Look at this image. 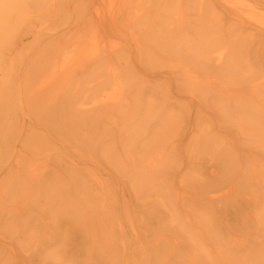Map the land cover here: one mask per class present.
<instances>
[{"label": "rangeland", "instance_id": "obj_1", "mask_svg": "<svg viewBox=\"0 0 264 264\" xmlns=\"http://www.w3.org/2000/svg\"><path fill=\"white\" fill-rule=\"evenodd\" d=\"M161 1L165 0H41L38 5L28 7L23 15L19 14L12 21L9 29L4 32L0 42V53L6 55L11 53L10 56H13L12 65L9 66L12 75L18 71L24 72L28 61L32 65L31 69L39 68L44 63L47 65L48 63L45 62L48 61L47 56H52V48L53 51L55 50L53 43L59 41L65 43L66 52L62 54L63 57L59 55L57 59L62 58L67 63H61L60 59L58 62L64 64L63 68H60L62 65L58 62H54L56 64L52 67L57 66V69L54 67L49 71L41 66L42 68L39 69L44 70L45 76L40 75L43 74V70L42 72L39 70L37 73H41L34 75L35 79L31 77L32 74L31 78L26 80L28 82L23 81L25 84L31 83L34 87L42 86L44 83L49 85L51 81L56 82V79L62 76L60 73L64 67H69L68 71L64 69L67 71L64 73H69L68 75L71 76L78 72L81 74L78 79L85 78L86 82V79L90 77L82 75L84 74V71L81 73L83 64H87L97 55H102L104 51L122 52L111 62L110 67L112 69L123 67L127 63L128 69L132 71L124 72L121 77L124 81L121 82L123 93L120 95H129L128 99H125L128 105L124 107V113L115 112L107 119L108 123L105 121L107 126L112 128L109 133L112 137L111 141L113 139V142L108 143L107 146L115 148V152L122 155L126 164L128 159L124 148L127 146L132 148L134 155L143 158V148L146 145L151 146V155L147 160L151 163L154 173L158 175L153 173L149 181L137 185L132 180L133 176H130L133 174L132 169L130 174L121 173L120 170L125 167L120 169L116 164L110 163L106 157H100L101 151L96 155L97 158L93 156L95 160L97 159L96 161L93 158L94 161L82 162L83 159L91 157L92 149L84 143H79L78 138L71 133V135L67 133L69 135L63 136L64 141L60 143L54 141L46 147L41 146L37 139H31L32 141L26 144L28 159L24 163L25 174H27L26 168L34 169L35 172L43 171L41 168L44 163L47 164L45 154L61 153L62 156L68 155L69 159L73 157L72 160L80 162L82 180L86 176L88 181L85 179L83 181L85 184L88 183L87 186L90 189L84 188L85 192L80 191L79 194L74 191L69 196L60 192L57 193L60 196L56 200L48 201L49 196L43 193L44 190L40 189V192L37 191L38 189L26 190L28 188L24 186L25 189L22 184L17 185L14 174L11 173L10 177L9 173H5L8 165L4 166L0 163V201L2 200L0 203V264H84L86 253L82 249L95 242L97 244L92 245L96 247L95 252L97 248L110 249L113 252L117 251L119 255H122L123 244L127 246L128 252H133L135 248L139 250L140 244L144 245L145 251L150 253L154 250L153 246H158L155 252L158 253L159 264H264V142L262 144L259 140L257 142L256 138L249 134L250 132L242 130L247 127L242 122L244 116L237 113L233 102L228 103L229 106L225 103V98L212 97L210 94H214L213 92L207 91L210 92L208 93L210 99L203 101L205 104L203 112L197 115L194 111L188 112L187 108V110L182 108V101H178L180 107L173 106L170 103L174 102L172 99L169 100L170 102L166 101L168 95L174 92L175 80L172 77L166 79L160 76L150 77L146 71L152 67L156 70L155 72H174L178 69L173 68L176 62L170 59L157 60L159 53L154 40L149 38L150 32L159 26L160 19L167 17L172 9V12L180 9L177 13L184 14L183 16L187 14L184 17L186 19H191L192 16L194 18L193 9L198 7L200 0H178L179 4L175 7L179 8L178 10L173 8L175 0H166L169 1L166 2L167 5L165 2V5L161 4ZM229 1L238 5L244 4L245 6H242L247 8L244 13L251 4L249 0ZM258 14L264 17V12ZM111 16L116 17L115 25H117L112 33H109L103 26ZM260 17L259 21H264ZM138 19L141 20L138 21ZM29 25L38 32L34 30L28 33L32 29V27L29 29ZM227 27L226 25L225 28ZM13 38L15 41L22 39V45L15 46ZM44 44L47 45L44 46L46 50L42 48ZM245 45L241 54L243 71H239V75L247 80L245 83H253L259 76L264 75V61L258 60L261 54L256 52L254 41L250 39ZM139 58L143 59L146 70L140 66ZM22 61L27 62L26 67H23L25 65L21 63ZM160 61H163V64L165 62L166 65H173L172 69L168 70L166 65L159 63ZM159 64L161 66L157 67ZM71 65L73 73H71ZM107 71L108 68H102L97 79L102 78L100 76L105 75ZM46 72H48L47 75ZM67 74H65L66 77H68ZM214 75L216 74L210 73L204 78L200 76L203 80L199 82V77L196 79L200 84L196 81L192 84L198 90L204 86L214 91L224 92L229 88H236L238 80L232 74H221L219 77ZM73 77L77 78V76ZM206 78L210 81H204ZM78 79H76L77 83L71 84L74 86L71 87L73 90L78 85L80 87L81 83V87L86 86L85 82L79 83ZM211 81L214 83L212 84ZM201 82L212 85L210 84L211 87H209V84L202 85ZM112 86L108 83L101 87L106 91L94 90L89 93L86 104L92 105L104 93L109 94ZM136 86L141 89L138 103H135L130 95V91ZM168 88H171L172 93ZM249 95L250 93L246 96ZM44 100H41L42 105L39 109L37 107L41 102L36 103L38 112L42 111L44 106H46L44 110L52 106L46 100L45 103L47 105L50 103V106L44 105ZM14 102L15 104L10 105V116L13 121L24 120L26 124H33L34 131L48 130V133H43H47L48 138L53 137L55 131L47 127L48 117L42 119V116L46 117V114L48 116L53 109L48 108L47 112L44 111L45 116L43 112L40 113L43 114L42 116L33 113L32 119H29L21 114L25 110L21 108L24 103L21 104L16 99ZM224 105L226 107L228 105L229 110ZM36 108H32V112H37ZM162 111H165L164 115ZM166 117L167 125L164 124ZM38 120L40 124L36 122ZM50 125L54 126L51 123ZM146 139L148 140L145 141ZM131 140L133 143H130ZM38 149L41 151L37 152ZM81 163L84 165L82 166ZM17 203L18 208L15 206ZM23 213L25 218L21 219ZM72 214H79L87 227L94 226L96 228L94 236L93 234L81 236L80 233V235H68L67 248L71 249L70 253H66L71 255V257L66 256L68 259L61 254L59 257H57L58 254L52 255L51 252L60 249L58 245L49 247L39 257L33 256L37 254L36 248L41 245L40 240H43L41 237L44 238L42 234L49 226L56 222L67 229ZM85 219L88 222H85ZM89 219L93 221L89 222ZM21 221L23 225H20ZM24 226L31 230L24 229ZM136 234L140 236L138 239H141V242L137 241ZM74 238L83 239L84 243L79 248L77 246L73 248ZM178 249H184L187 255L176 258ZM152 253L148 264H154L157 261ZM27 256L31 258V262L22 260ZM107 262L112 264V261L107 260ZM89 263L101 264V261L97 262L93 259ZM130 264L135 263L131 261Z\"/></svg>", "mask_w": 264, "mask_h": 264}, {"label": "bare ground", "instance_id": "obj_2", "mask_svg": "<svg viewBox=\"0 0 264 264\" xmlns=\"http://www.w3.org/2000/svg\"><path fill=\"white\" fill-rule=\"evenodd\" d=\"M40 1L41 0H0V42L2 41L4 32L7 31L11 26L12 21L15 20L19 16V14L23 15L25 11L28 9V7H31L33 5L34 6L38 5ZM177 1L178 0H175V2L173 1V3H175L174 4L175 6L173 8L177 7L176 5L179 4L178 3L179 1L178 2ZM249 1L251 2V4L249 3L250 6L248 7V10H246L245 13L244 11L247 8L246 7L244 8L245 6L244 4L238 5L229 0H200V2L198 3V7L193 9L194 18H192L193 17L192 16L191 19L184 18L185 16H187L186 13L185 16H183L184 14L177 13L180 10L179 8H175L177 10L179 9L176 12H174L175 10L172 12L173 9L170 10V13H168L169 15L168 16L166 15L167 17L164 16V18H161L159 26L154 31L150 32L149 38L154 40V44L157 47V51L159 53L157 55V60H160L161 58H167L176 62V64L174 65L175 67H173V65L171 64L166 65L165 62L163 64L162 63L163 61H160L159 63L166 65V68H168V70H171L172 67L177 68L178 70L173 69L175 70L174 72H169V71L155 72L156 70H154V67L150 69L144 67V62L142 58H139L140 60L139 63L141 67H144L145 70L147 69L148 72L146 71V73L149 74L150 77L160 76V77H165V79L167 77H172L175 80V88L173 94L170 96L168 95L167 99L165 98L166 101L172 99L174 102H170V101L169 102L175 107L176 106L180 107V103H178V101H182L181 102V105L183 106L182 108L185 109L187 108L189 110L188 112L194 111L195 115L200 114L201 112H203L202 110L205 105L203 101L204 100L207 101V99L209 98L208 93L210 92L214 93V94H210L214 98H222V99L225 98L226 99L225 103L227 104L233 102L234 108H237L235 109L237 110V113L239 112L244 116L242 122L244 123V125L246 124L247 126L241 129L246 131L247 133L250 132L249 134L252 137L256 138L257 142L259 140V142H261L262 144V142H264V102H262V100H264V77L261 76L264 75L259 76L256 79V82L253 83L252 82L245 83L247 80H245L242 76L239 75V71H243V67H241V65H243L241 64L242 62L241 54L244 51V46H246L245 44L248 43L250 39L251 41L255 42L256 52L261 54L258 60L260 62L264 61V21H259L260 16L258 14L260 12H264V0H249ZM164 2L166 3L169 1L166 0L161 1V4L163 3V5H165ZM167 4L168 3H166V5ZM148 8H150V6H148ZM262 19H264V17H262ZM140 20L141 19H138V21ZM115 22H116V17L111 16L104 24L103 26L105 27L104 29L107 32L112 33L114 27L117 25V24L115 25ZM226 25L228 26L227 28H225ZM31 27L32 25H29V29ZM34 30H35L34 27H32V29L28 33H30L31 31L33 32ZM35 32L38 31L35 30ZM58 41L59 40H57V42ZM48 43L46 44L48 45ZM41 44L42 42L39 43L38 50L40 49ZM46 44L42 46L43 50H46V48H44V46H47ZM53 44H55V46H53L56 50V51L54 50L55 54L53 53L54 51L52 50L53 49L52 48L51 49L52 56H49L47 54L48 55L47 58L48 57L49 58L48 61H45L48 64L46 65V63H44L46 67L40 64L42 67H44V70L46 71L53 69L55 67V66L52 67L53 64H56L54 62H58V60L60 59L62 60V58L57 59V57H59V55L62 56V54L66 52V50H64L66 49L65 43L59 41L58 43H53ZM19 45H22V39L15 41V46H19ZM49 45L52 46L51 44ZM120 54H122V52L113 51V50L106 52L104 51L102 55H97L95 56V58L90 59V61L87 64H83L81 73L84 71L83 72L84 74L82 75H84V77H86L87 75L90 77V79L88 80L86 79V82H85V78L84 80L78 79V77H80L81 74L78 72L77 73L75 72L74 74L72 71L73 67L71 65L70 69L72 67L71 73H73L71 74V76L68 75L69 73L68 74L64 73V71H66L64 69L66 68L68 71L69 67H64V69L60 73L62 74V76L59 77V79H56L57 80L56 82L51 81L49 85H46L44 83L42 86L38 84L40 86L34 87L30 82H29L30 84L28 83L25 84V83L28 82L26 80L30 77V75L33 74L31 76L33 77L34 75L37 76L39 73L42 72L41 70L43 69L41 70L39 69L41 66L38 65L39 68L35 67L34 69H31L32 65L29 63V61L28 63L22 61L21 62L22 64L25 65L27 63V67L28 64H30L29 65L30 67L27 68L25 65L23 67H26L27 70L25 68L24 72L22 70L21 71L22 73L18 71L16 72L15 75H12L11 72L9 71V66L12 65L13 56H10L11 53L10 55L0 53V163L4 164V166H6V164L8 165L6 166L8 169L5 173H9L8 176L14 174L13 176L17 180V185L21 186L22 184L23 185L22 187L25 186L26 188H28L26 189L24 187L26 190H30V189H35V191L37 189H38L37 191H39L40 189L44 190L43 193L45 192L49 196L47 197L48 201L49 200L53 201L54 199L56 200L57 197L60 196V194L57 195V193L60 192H63V194L69 196L70 193H73L74 191H76V193L79 194L80 191H84V188L90 189V187L87 186L88 183L85 184L84 182L85 180L88 181L86 179V176L83 177V180L84 179L85 180L84 181L82 180L81 167L79 165L80 162H78V160L77 162L72 160L73 157L72 158L70 157L71 159H69L68 155L63 154L62 156L61 153L60 154L58 153L56 155L53 153L45 154L47 155L46 156L47 164L44 163L43 166L44 168L45 164L47 165L46 168H44L45 170L41 168L43 171L39 172L40 170L39 171L37 170L38 172H35L34 169L26 168L27 174L24 173L25 170L24 163L28 159L26 155V151H27L26 144L28 143V141H30L31 139L32 140L37 139L39 141V144H41V146L46 147V146H50L54 141H58L59 143L61 141H64L63 136L65 134L69 135L70 133L72 134V136L74 135L76 136V138H78L79 143L81 144L84 143L87 145V147L92 149L91 157L90 158L88 157V159L87 158L83 159L82 162H85L87 160L94 161L95 158L93 156H96L98 152L101 151V153L99 154L100 157L101 156L106 157L107 159L110 160V163L116 164V166H118L120 169L125 167L123 169L124 171L122 169L120 170L121 173L125 172L126 174H130L132 172L131 171L132 169L133 174L130 176H133L132 180H134V182L137 185H139L140 183L145 184L146 183L145 181H149L150 175H153L154 173L153 168L150 165L151 163L147 160L151 155V151H152L151 146L146 145L143 148L144 151L142 153L144 154L143 158L142 157L138 158L137 155H134L132 148L128 146L124 148L125 149L124 153L128 159L129 165L128 163L126 164L124 162L125 160L121 157L122 155H118V153L115 152L116 151L115 148L107 146L108 143L113 142V139L111 141L112 137L109 133V130H111L112 128L107 126L106 124L107 119L110 118L111 115H113L115 112L124 113L123 109L125 106L128 105L127 104L128 102L125 99H128L129 95H125V96L120 95L123 93L121 82L124 81L121 77L123 76L124 72H132V71L128 69L126 65L127 63H125L123 67H116V68L114 67L113 69L110 67L111 62L115 58L119 57ZM63 62L64 64L67 63V61L62 60L61 63ZM64 64H61L62 67L60 66L58 67L63 68ZM68 64H69V60H68ZM49 66H51V68H49ZM159 66L161 65L159 64L157 67ZM102 68H108V71L105 73V75L100 76L102 78L97 79V75L99 74ZM39 70L41 72L37 73ZM44 70L42 72L43 74L40 75L45 76ZM78 70L79 69H77V71ZM47 73L48 72H46V75ZM210 73L212 74L214 73L216 74L214 76H218V77L221 74H227V75L232 74V76L236 80H238L239 83L236 81L237 82L236 88H232V89L229 88L225 92L222 90L214 91L213 89L207 88L205 86H204L205 88L204 87L199 88L198 90L197 87L194 84H192V82L195 83L194 81H196L198 77H199L198 80L200 82V80H203V78ZM65 74H67L68 77H66ZM40 75L39 77H41ZM73 76H77V78ZM91 76L95 78H92ZM103 76H105V78H103ZM200 76L203 78L200 79ZM73 78H75L74 79L75 81L73 80ZM76 79L79 80V83L80 81L86 83L85 88L83 87L84 85H82L83 92L81 91L82 83L80 84L81 89L80 87H78L79 86L78 84H77L78 86L74 90L73 88H71L74 87L71 84L77 83ZM71 80L73 82H71ZM206 80L210 81L209 78L208 79L206 78L204 81ZM23 81H25V83ZM203 82H201L202 85L206 84ZM208 82L207 84H209ZM108 83H111L113 85L111 87V92L109 94L108 93L107 94L104 93V95L102 94L103 96L100 99H98L92 105L88 106L86 104V98L88 94L94 90L106 91V89H101V87ZM196 83L198 82L196 81ZM242 83L244 84L241 85ZM171 84L170 86L172 87ZM210 84L208 85L209 87H211ZM27 85H30L31 87ZM229 90H231V92H227ZM130 92H131L130 95L132 100L135 103H138L139 98L141 97L140 96L141 89H139V87L136 86ZM170 92L172 93V91ZM248 93H250V95L246 96ZM251 93H254L255 95H252ZM188 96L190 98H187ZM15 99L19 101L21 104L24 103L23 106L21 105V108H25V110L22 111L21 109L22 111L21 114L23 116L28 117L29 119H32L33 113H38V115L40 116L41 115L40 113L43 112L45 116V113L47 112V110H49L48 108L53 109V111L50 109L51 111L50 114L48 113L49 114L48 116L47 114L46 117H43L42 116L43 114L41 115L42 119L48 117L46 119V121H48L47 122L48 124L46 122L44 123L48 125L47 127L49 128L51 127V129L55 131L53 137L51 138L47 137L46 134L48 133V130L43 131V132H47L46 134L43 133L42 131L40 132L34 131L32 127L33 124L32 125L26 124L24 120H22V122L20 120H17L16 122L13 121L12 117L10 116L11 114L10 105L11 103L12 105L15 104V102L13 103ZM44 99L46 100V102L49 101L52 106L48 107L45 110L44 107L46 106H44L42 111L40 110L38 112V109L41 107L40 105H42L41 100ZM45 100L43 101L44 105L46 104ZM38 101H40L41 103L39 102L40 104L37 107L38 104L36 103ZM50 103H48L49 105L47 104L46 105L50 106ZM228 105L227 107L226 105L224 106L229 110L230 107H228ZM32 108L33 109L36 108L37 112L36 111L32 112L33 111ZM225 108H223L224 109L223 111H225ZM233 110L234 109H232V111ZM227 112L229 113V111ZM164 114L165 111H162V115ZM206 116L208 115L206 114ZM50 117L51 119L53 118L52 119L53 123ZM42 119H40V122H42L41 121ZM240 120H241V115H240ZM36 122L39 123V120ZM49 122L54 126L50 125ZM242 122H240V124H242ZM167 123H168V118L166 117L164 118V124L167 125ZM238 124H239V118H238ZM147 140L148 139H146L145 141ZM130 143H133V141L131 140ZM38 151L41 150L38 149L37 152ZM79 158H80V154H79ZM81 164L82 166L84 165L83 163ZM28 166L30 165L28 164ZM154 175H158V173L155 172ZM1 201L0 203H2ZM15 206L18 208L19 206L18 203ZM23 214L22 217H20L21 219L25 218V214L24 217ZM69 221L70 224L68 225L69 227L67 229L65 228V226L61 227L62 225H58V223L56 222L52 223L51 226H49V228L47 229V231L42 234L44 238L41 237V239H43L40 240L41 245H39L36 248L37 254L33 256L39 257L49 247L53 245H58L60 249L51 252L52 255L58 254L57 257H59V254H61L63 257L66 256L71 257L70 254H66V253H70L71 251L70 248H67L68 235L70 234L78 235L80 233L82 234L81 236L84 235L88 236L89 234H93L94 236L96 228L94 226H91L90 228L87 227V225H85L82 222L81 216L79 214H72L70 216ZM91 221H93V219H89V222ZM11 222L13 221L11 220ZM85 222L88 221L86 220ZM20 225H23V223ZM41 227H43V225ZM25 228L26 226H24V229ZM27 229L31 230V228L29 227H27L26 230ZM139 237L140 236L136 234L137 241L141 242L142 240L138 239ZM73 241L75 242L73 248H75L76 246L79 248V246H81L84 243L83 239L78 240L77 238H74ZM95 244H97V242H95ZM95 244H91V246H87L85 249L81 248L83 251H85L84 253H86V256L84 255L86 257L85 258L86 263L84 264H88L93 259L94 261L97 262L101 261V264H109L107 260H109L110 262L112 261V264H130L131 261L135 264H143V263L148 264V262H150L149 261L150 254L152 252H153L152 256L154 257V259L157 260L154 264H159L158 253L155 252V249L158 246H153L154 250H151L152 251L151 253L149 251L146 252L145 251L146 248H144V245L142 244L138 245L139 250L135 248L133 252L132 251L128 252L127 246L123 244L124 247H123L122 255H119L117 254V251L113 252L110 249L102 250L101 248H97V251L95 252L96 247L92 246ZM177 252H178L177 256H175L176 258H183L187 255V252H185L184 249H180V250L178 249ZM93 254L95 255V258ZM22 260L26 262L27 261L31 262V258L29 256L23 258Z\"/></svg>", "mask_w": 264, "mask_h": 264}]
</instances>
